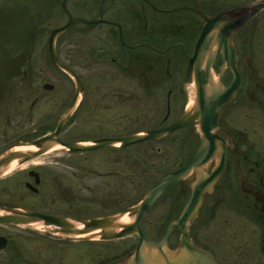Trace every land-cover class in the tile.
<instances>
[{
	"label": "flooded vegetation",
	"instance_id": "1",
	"mask_svg": "<svg viewBox=\"0 0 264 264\" xmlns=\"http://www.w3.org/2000/svg\"><path fill=\"white\" fill-rule=\"evenodd\" d=\"M254 1L78 3L81 18L96 24H79L80 31L70 29L56 42L62 63L71 69L74 64L79 66L82 94L58 138L62 142L144 139L82 153H58L61 156L56 161L35 160L0 178V207L39 215L33 225H0V264H116L133 253L140 241L136 235L94 240L55 236L50 231L82 228L50 225L53 217L78 222L114 216L113 228L96 230L141 232L151 242L161 239L169 225L178 221L196 176L169 184L143 213H130L123 221L119 215L137 207L162 178L180 170L200 151L201 138L194 124L165 132L182 117L197 92L193 77L187 80L189 59L205 18ZM57 12L67 19V12L61 8ZM0 16L2 151L22 135L51 133L54 120L72 102L74 87L71 81L63 82L62 89L57 87L61 94L48 100L43 123L24 130L33 120L37 101L55 90L43 79L50 75L63 78L47 52L50 32L63 24L55 23V0L37 5L29 16L21 6H5ZM70 36L90 41L80 45L79 58L69 50ZM233 44L239 56L237 91L231 102L220 107L211 132L217 142L212 152L217 154L206 156L205 152L198 159V169L205 177L218 166L221 169L210 191L203 193L189 230L193 243L210 252L218 264H264V9L237 32ZM249 59L252 73L246 64ZM221 67L219 55L213 72L218 74ZM198 77L204 83V68ZM231 80V72L224 67L223 86L228 87ZM16 130L20 132L10 137ZM65 132L68 137L62 138ZM179 234L178 227L171 231L170 246L176 245Z\"/></svg>",
	"mask_w": 264,
	"mask_h": 264
},
{
	"label": "water",
	"instance_id": "2",
	"mask_svg": "<svg viewBox=\"0 0 264 264\" xmlns=\"http://www.w3.org/2000/svg\"><path fill=\"white\" fill-rule=\"evenodd\" d=\"M263 8L264 0H261L254 5L240 8L237 11L232 10L223 12L213 19L205 18L206 23L202 35L198 41L193 56L189 59L187 65V80L191 81L192 75L195 73V83L198 86L197 94L191 99V104L182 118L177 121L175 125L167 129L166 132L168 133L189 123L195 124L198 133L202 138L201 151H203L206 146H209L208 152L205 153L206 156H211L212 153L214 155L217 154L216 152H212L213 146L216 145L217 142L213 139L211 132L216 128L217 120L220 115V107L233 100L238 86L239 77L235 68L238 57L233 47V38L239 29H241L247 21L259 13ZM78 22L84 21L69 17L68 22L64 26L51 31L48 40V53L52 64L58 70L65 73L74 83L75 96L72 103L58 117L57 127L54 133L31 142L19 141L0 154V176L9 170L13 163H15V165H20L30 159L41 156L56 147H60V149L64 151L84 152L111 144V142L107 140L96 141L90 145L82 143H62L57 138L58 129L63 125L79 102L81 86L74 72L65 67L59 61L55 52V42L60 34L67 31L73 24ZM219 54L222 57V68L220 69L218 76H215L210 72V68ZM247 64L249 71L252 72L253 69L250 62ZM224 65H227L233 73L232 82L228 87H224L221 83V73ZM201 67L205 68L206 77L205 83H199L198 85V77L196 76V73ZM47 88L51 89V87ZM136 139L138 138L133 137L117 141L122 144H129L137 141ZM202 154L203 152H198V154L181 170L165 176L155 187L145 194L137 207L119 215L120 221H123L128 219V217H131L130 213H135L138 210L140 213H143V211L149 207L167 185L177 179L192 178L193 176H196V181L191 184L189 201L183 209L182 214L177 222L172 223L168 227L160 242L151 243L147 241L140 232H119L117 229L105 232L95 231L96 229H99V227L113 228V225L117 220V217L114 216L99 220L80 221L78 224L63 218H56V223L50 221L51 224H63L66 228L83 227V230L54 231L52 233L69 238L83 237V239H112L136 233L140 237V243L136 250L125 260L117 264H217L214 262L210 253L204 251L193 243L189 232V226L197 216L198 207L202 201L203 193L210 191L209 189L213 186L221 169V167L218 166L211 176L205 177L197 167V161ZM37 220V215L29 211L0 208V224L28 225L37 222ZM120 227L122 228L123 226ZM176 227L180 230L178 243L175 247H169V234Z\"/></svg>",
	"mask_w": 264,
	"mask_h": 264
},
{
	"label": "rangeland",
	"instance_id": "3",
	"mask_svg": "<svg viewBox=\"0 0 264 264\" xmlns=\"http://www.w3.org/2000/svg\"><path fill=\"white\" fill-rule=\"evenodd\" d=\"M7 1H10V0H0V12L4 9V3H7ZM13 1H20V2H23V3L30 2L29 0H13ZM33 1L36 2L37 0H33ZM58 1L60 2L61 0H58ZM83 1L90 2V0H67V2H66L67 6L66 7L69 10L70 16L72 18H81L82 17V14L79 12L78 3L79 2H83ZM34 4H32V5L25 4V5H29V6H27L29 8H25L24 10L25 11H28L31 8L33 10L34 7H35V5H36V4L35 5ZM57 8H59L58 5H57ZM0 22H1V18H0ZM65 22H66V18L63 17V16H59L58 12L56 11V20H55V23L57 25H60V24H64ZM79 28H80V26H77V28L73 32L80 31V30H78ZM70 37H71V39H70L71 40V42H70L71 47H69V50H71V54L72 55L78 56V58H79V56H80V54H79L80 45H83L86 41H88V42H90V41H89V39L87 40L86 38H82V37L80 38L78 36H70ZM61 39L63 41L64 37L61 38ZM78 58H77V60H78ZM72 66H73V69L75 70V72L78 75H80L79 66H77L75 64L72 65ZM43 80H44V82H48V83L52 84L54 86L55 90L53 92L47 94L44 99H41V100L37 101V104L33 108V112L35 113V115L33 116V120L31 121V123L27 124L24 127V130L27 129L29 126L34 125V124H36L38 122L40 124L43 123L42 120L44 118H46V114L49 111V103L54 98L58 97L61 94V92H58L56 88L59 87V88L62 89L63 88L62 83L65 82V81H68V79H66V78L64 79V78H62V77H60L58 75H50V77L46 76ZM33 81L35 83L39 82L37 79H34ZM15 94L17 95L18 93H15ZM48 100H51V101L48 102ZM31 101H32V98H29V100L26 99V101H25V107L27 109H28L29 104L31 103ZM25 111H29L30 112L31 110H26L25 109ZM18 132H20V130H16V132H11V133H9V135H10V137L11 136H15V134L16 133L18 134ZM67 137H68V132H65V133L62 134V138H67ZM58 153L59 152H53V153L47 154V155H45V156L37 159L36 163L56 161L61 156V154H58Z\"/></svg>",
	"mask_w": 264,
	"mask_h": 264
},
{
	"label": "bare ground",
	"instance_id": "4",
	"mask_svg": "<svg viewBox=\"0 0 264 264\" xmlns=\"http://www.w3.org/2000/svg\"><path fill=\"white\" fill-rule=\"evenodd\" d=\"M55 149H56V148H55ZM14 167H15V163H13V164L10 166L9 170H12Z\"/></svg>",
	"mask_w": 264,
	"mask_h": 264
}]
</instances>
